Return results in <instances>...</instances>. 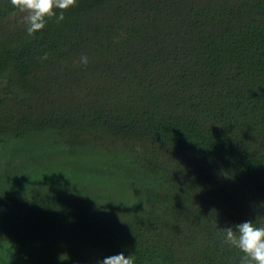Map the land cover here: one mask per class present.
<instances>
[{
  "label": "trees",
  "instance_id": "trees-1",
  "mask_svg": "<svg viewBox=\"0 0 264 264\" xmlns=\"http://www.w3.org/2000/svg\"><path fill=\"white\" fill-rule=\"evenodd\" d=\"M61 11L29 34L0 0V264H240L221 228L264 216V0ZM88 152L97 195L114 179L124 204L65 184Z\"/></svg>",
  "mask_w": 264,
  "mask_h": 264
},
{
  "label": "clouds",
  "instance_id": "clouds-1",
  "mask_svg": "<svg viewBox=\"0 0 264 264\" xmlns=\"http://www.w3.org/2000/svg\"><path fill=\"white\" fill-rule=\"evenodd\" d=\"M14 8L21 13L29 34L43 29L48 17L56 16L57 21L64 19L63 11L57 15L56 9H67L76 0H11ZM80 62L86 64L88 58L81 56ZM225 243L239 250L243 255L240 264H264V216L244 220L240 223L221 228ZM98 264H136V257L123 251L106 256Z\"/></svg>",
  "mask_w": 264,
  "mask_h": 264
},
{
  "label": "rangeland",
  "instance_id": "rangeland-1",
  "mask_svg": "<svg viewBox=\"0 0 264 264\" xmlns=\"http://www.w3.org/2000/svg\"><path fill=\"white\" fill-rule=\"evenodd\" d=\"M44 138H46V137L43 136V137H32V138H30V141L28 142V147L31 148L32 145L34 146V148L40 146V144H43V139ZM9 147H10V149H13V148L15 149V148H17V145L10 144ZM18 157H22V154L13 155L11 157V160H5V162H7L6 163L7 165H14L15 166L10 171H13V169L14 170L16 169V171L14 173H16L17 175H24L25 173L22 170V162L19 160L20 158L18 159ZM90 158H91V154L88 152L87 155H85V156L82 155L80 158L78 157L76 162L72 163L71 165L66 163V160H68L67 157L63 158L64 162L59 160V161H54L52 163H56V167L57 168H60V169L63 168L65 170H66V166H68V165H70L69 167L73 166L74 169H78L77 171H79L82 167L85 168L84 170L86 172L83 174L84 178L82 177V181H81L80 177H77L79 180L76 178L73 181H72V179H70L68 177L67 178L68 182H66L67 180H64V181H65V184H68V187L72 188V186H73L74 188H76L75 190L78 189V186L80 187V191L81 192H83L86 189L87 192L85 194V197H90L91 196L90 197L91 201H93L95 203H98V204H107V205L124 204L122 202L123 201V197L121 196V194L123 192V189L120 187L121 183L119 181H117V180L111 179L112 182H113V191L116 193L115 195H109L108 197H106L104 199H100V197L102 198V196L101 195H97V192H101L102 188L106 184H103V181L101 183L96 182L97 178L93 180L92 177L91 178L87 177V176L85 177V174L87 172L88 173H91V172L93 173L94 171H97V169H98V166L96 164H93V163L90 162V160H89ZM49 160L50 161H47V163L51 162L52 158H50ZM3 163H4V161H3ZM121 166H125V164L123 165V163H121ZM54 170H55V168H54ZM55 172H56V170H55ZM100 180H102V179L100 178ZM60 182L61 181L57 180L56 183H60ZM62 184H63V182H62ZM62 184H61V186H64V184L63 185ZM108 189H109V187H108ZM119 189L121 190V193H120V191H118ZM125 190L129 191L127 189H125ZM135 197L138 198V196H135ZM122 211H125V210L122 209ZM43 264H49L48 260L45 259L43 261Z\"/></svg>",
  "mask_w": 264,
  "mask_h": 264
}]
</instances>
